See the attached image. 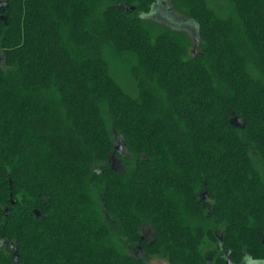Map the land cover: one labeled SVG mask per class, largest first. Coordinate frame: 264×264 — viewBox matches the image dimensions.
<instances>
[{
	"label": "trees",
	"instance_id": "1",
	"mask_svg": "<svg viewBox=\"0 0 264 264\" xmlns=\"http://www.w3.org/2000/svg\"><path fill=\"white\" fill-rule=\"evenodd\" d=\"M222 1L170 0L194 40L157 0H0V264L264 261V0Z\"/></svg>",
	"mask_w": 264,
	"mask_h": 264
},
{
	"label": "rangeland",
	"instance_id": "2",
	"mask_svg": "<svg viewBox=\"0 0 264 264\" xmlns=\"http://www.w3.org/2000/svg\"><path fill=\"white\" fill-rule=\"evenodd\" d=\"M208 1L211 7H214L215 9H220L222 7L221 5H223L222 0H208ZM180 17L181 16L177 12L171 10V6H169L168 0H157V3L153 5L151 12L143 15V18H145L146 20L157 22L164 26H168V27L170 26L172 28H174V26H178L179 28L177 27L175 28L186 31L195 40L196 39L195 24L193 22H185ZM116 136L117 137H115V145L116 147H118L117 152L119 154H113L112 165L116 170H121L122 168L124 169L122 165V157L128 156L129 151L126 148V146L123 144L121 137L119 135ZM133 249L136 248L133 247ZM147 264H168V262L167 260L161 257H154L150 259L147 262ZM247 264H264V261L260 262V261L249 260Z\"/></svg>",
	"mask_w": 264,
	"mask_h": 264
},
{
	"label": "water",
	"instance_id": "3",
	"mask_svg": "<svg viewBox=\"0 0 264 264\" xmlns=\"http://www.w3.org/2000/svg\"><path fill=\"white\" fill-rule=\"evenodd\" d=\"M168 3H169V6H170V0H168ZM178 17H179V16H178ZM180 18L183 19L185 22H193L192 20H188V19H186V18H184V17H182V16H181ZM193 23H194V22H193ZM169 27H170V26H169ZM175 27L179 28L178 26H174V28H175ZM195 27H196V26H195ZM171 28H172V27H171ZM174 28H173V29H174ZM175 29H176V28H175Z\"/></svg>",
	"mask_w": 264,
	"mask_h": 264
},
{
	"label": "bare ground",
	"instance_id": "4",
	"mask_svg": "<svg viewBox=\"0 0 264 264\" xmlns=\"http://www.w3.org/2000/svg\"><path fill=\"white\" fill-rule=\"evenodd\" d=\"M176 17V16H175Z\"/></svg>",
	"mask_w": 264,
	"mask_h": 264
}]
</instances>
